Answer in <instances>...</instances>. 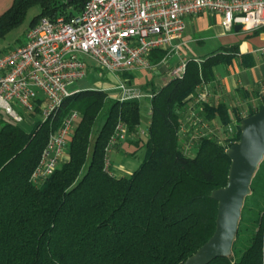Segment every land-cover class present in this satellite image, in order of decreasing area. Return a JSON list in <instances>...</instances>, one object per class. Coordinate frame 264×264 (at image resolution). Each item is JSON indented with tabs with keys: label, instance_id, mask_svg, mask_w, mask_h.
I'll return each instance as SVG.
<instances>
[{
	"label": "trees",
	"instance_id": "trees-1",
	"mask_svg": "<svg viewBox=\"0 0 264 264\" xmlns=\"http://www.w3.org/2000/svg\"><path fill=\"white\" fill-rule=\"evenodd\" d=\"M86 2L14 0L0 15V39L22 24L32 9L26 31L43 18L69 20L82 12ZM234 50L224 49L201 62L189 60L181 77L149 89L145 140L138 135L139 100H111L97 88L68 96L29 131L0 118V264H184L197 253L214 233L217 202L210 195L227 184V151L238 142L240 126L223 142L206 134L198 138L189 156L179 135L180 109L200 84L214 79L218 64L231 61ZM165 55V50H153L150 62H159ZM263 103L264 99L248 116ZM106 105L94 135V124ZM203 107L204 120L217 117L223 126L229 124L223 105ZM73 111L79 121L67 144V160L45 181L32 184L31 174L50 134ZM118 123L126 126L129 135H137L144 148L142 161L127 177H115L103 165L105 148ZM262 159L249 185L231 255L209 264H261Z\"/></svg>",
	"mask_w": 264,
	"mask_h": 264
},
{
	"label": "built area",
	"instance_id": "built-area-1",
	"mask_svg": "<svg viewBox=\"0 0 264 264\" xmlns=\"http://www.w3.org/2000/svg\"><path fill=\"white\" fill-rule=\"evenodd\" d=\"M202 11L221 14L227 30L241 25L242 30L251 32L264 26V0H87L82 12L69 20L63 16L40 19L26 31L21 46L0 56V118L7 116L19 125L38 108L39 120L48 119L65 98L77 92L66 87L86 76L83 56L101 72L115 77L132 69H151L150 53L179 50L184 17ZM185 68L182 62L172 76L181 77ZM110 89L113 95L109 96L121 102L152 97L135 91L125 79L117 80ZM78 121L79 114L73 111L50 134L31 174L32 184L45 181L59 167ZM182 128L179 133L184 132ZM128 135L126 126L118 123L105 148L106 170L111 165L109 154ZM181 142L189 155L191 145ZM261 252L264 264V238Z\"/></svg>",
	"mask_w": 264,
	"mask_h": 264
},
{
	"label": "crops",
	"instance_id": "crops-1",
	"mask_svg": "<svg viewBox=\"0 0 264 264\" xmlns=\"http://www.w3.org/2000/svg\"><path fill=\"white\" fill-rule=\"evenodd\" d=\"M13 1L0 0V15L10 8ZM184 22L185 30L179 50H165L166 55L159 62H150L151 52L148 56L151 69H132L122 73L119 78L127 80L128 84L136 87L138 91L149 94V89H159L167 84L173 78L172 71L182 62H201L218 52L223 53L224 49L234 48L231 61L223 60L218 64L214 68V79L200 84L194 96L180 109V122L184 132L179 135L181 140L191 145L189 152L194 153L198 138L206 134L223 141L228 134L236 131L242 119L262 103L264 26L251 32L235 30V26L227 30L222 25L221 14L210 11L187 15ZM204 105H223L229 113V124L223 126L217 117L211 121L204 120ZM26 119L30 121L29 116ZM126 140L112 150L111 153L115 157L126 154L128 145L133 146ZM66 160L67 156L63 161ZM120 169L118 172L111 170V174L115 177H127L133 172L125 170L123 166Z\"/></svg>",
	"mask_w": 264,
	"mask_h": 264
},
{
	"label": "water",
	"instance_id": "water-1",
	"mask_svg": "<svg viewBox=\"0 0 264 264\" xmlns=\"http://www.w3.org/2000/svg\"><path fill=\"white\" fill-rule=\"evenodd\" d=\"M234 29L240 30L241 25ZM227 156L230 160L227 184L210 195L217 202L214 233L184 264H209L232 253L241 210L250 194L249 185L264 158V103L255 114L242 119L239 140L229 147Z\"/></svg>",
	"mask_w": 264,
	"mask_h": 264
},
{
	"label": "rangeland",
	"instance_id": "rangeland-1",
	"mask_svg": "<svg viewBox=\"0 0 264 264\" xmlns=\"http://www.w3.org/2000/svg\"><path fill=\"white\" fill-rule=\"evenodd\" d=\"M35 10L32 9L28 14L27 17L25 18V21L20 24L18 27L14 28L12 31H10L5 38L0 39V56L9 48H12L14 46H18L20 43L24 41V36L26 33V29L29 23V20L33 16ZM87 66H88V71L86 76L78 81H75L73 84L70 86H67L66 89L69 92H75L79 90H86V89H96L97 90H103L108 93L109 99L111 100H116L112 98L109 95H113V91H111L112 87H114L117 84V80H121L118 77H115L113 75H108L106 73L101 72L97 67L96 64L87 56L82 57ZM134 90L138 91L136 87H133ZM139 100V111H140V116L141 120L138 126V131L143 132V135H139L142 137L143 140L146 139V133H147V121H149L150 116H149V100L145 97H141L138 99ZM107 108V105L105 106L104 110L99 114L94 127H93V133L94 135L96 134L97 130L101 126L104 117H105V109ZM39 113L33 114L29 116V120L25 119L21 124H19L20 128H22L25 131H29L33 124L39 120ZM6 119L10 120L7 116H5ZM181 134V133H180ZM181 138V135H180ZM128 141L130 142L131 145L127 146L126 149V154H123V156L115 157L113 153L109 154V159H110V166L109 170H115V172H118L121 170V166L126 168L125 170L127 171H133L135 170L140 162L143 159L144 156V148L142 146V141L140 138H138L137 135H128L127 138ZM217 140V139H216ZM127 141V140H126ZM220 141V140H217ZM124 142V141H123ZM220 142H223L222 140ZM183 146V145H182ZM194 153L190 152L189 156H192ZM123 173V172H122Z\"/></svg>",
	"mask_w": 264,
	"mask_h": 264
}]
</instances>
